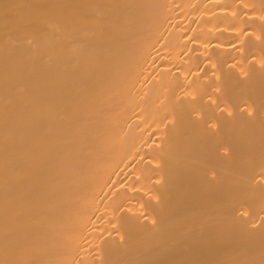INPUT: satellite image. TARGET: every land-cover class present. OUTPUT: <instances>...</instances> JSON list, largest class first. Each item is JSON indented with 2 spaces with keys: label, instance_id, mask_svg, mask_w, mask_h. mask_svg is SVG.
I'll list each match as a JSON object with an SVG mask.
<instances>
[{
  "label": "bare ground",
  "instance_id": "bare-ground-1",
  "mask_svg": "<svg viewBox=\"0 0 264 264\" xmlns=\"http://www.w3.org/2000/svg\"><path fill=\"white\" fill-rule=\"evenodd\" d=\"M0 264H264V0H0Z\"/></svg>",
  "mask_w": 264,
  "mask_h": 264
}]
</instances>
